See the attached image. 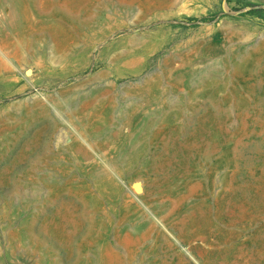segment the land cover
Segmentation results:
<instances>
[{"label": "rangeland", "instance_id": "1", "mask_svg": "<svg viewBox=\"0 0 264 264\" xmlns=\"http://www.w3.org/2000/svg\"><path fill=\"white\" fill-rule=\"evenodd\" d=\"M12 13L0 264H264V0Z\"/></svg>", "mask_w": 264, "mask_h": 264}, {"label": "bare ground", "instance_id": "2", "mask_svg": "<svg viewBox=\"0 0 264 264\" xmlns=\"http://www.w3.org/2000/svg\"><path fill=\"white\" fill-rule=\"evenodd\" d=\"M10 2V1H9ZM6 3H8V2H6ZM10 4V3H9ZM13 7V6H12ZM11 7V8H12ZM13 8H15V7H13ZM17 9V8H16ZM15 9H12V11L15 13V11H17V10H15ZM10 13H11V10H10ZM14 13H12L13 14V16L12 15H10V16H12V17H10V18H8V19H5L3 22H0V27L1 26H4L6 29H9V28H13V27H16L17 26V19L19 18H17V15H15ZM17 13V12H16ZM19 20V19H18ZM22 25V24H21ZM2 28V27H1ZM11 30V29H10ZM1 34H2V32H1ZM16 35V34H15ZM9 37V36H8ZM11 38V37H10ZM8 43V42H7ZM11 43H13V42H11ZM10 44V43H9ZM7 45V44H6ZM5 45V46H6ZM5 46H0V56L1 57H3V58H5V55L4 54H6V49H5ZM20 50V49H19ZM2 61V60H1ZM11 64V63H10ZM5 65H6V63H5ZM2 66V65H1ZM5 68H7V67H5ZM4 67L3 68H0V72H2L3 74H5V72H6V69H5ZM5 69V70H4ZM18 72V71H17ZM22 77V76H21Z\"/></svg>", "mask_w": 264, "mask_h": 264}]
</instances>
